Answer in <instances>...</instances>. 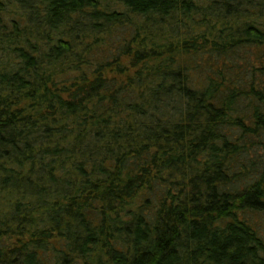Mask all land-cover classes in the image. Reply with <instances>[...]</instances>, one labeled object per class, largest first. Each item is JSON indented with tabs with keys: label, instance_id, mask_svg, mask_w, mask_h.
<instances>
[{
	"label": "trees",
	"instance_id": "obj_1",
	"mask_svg": "<svg viewBox=\"0 0 264 264\" xmlns=\"http://www.w3.org/2000/svg\"><path fill=\"white\" fill-rule=\"evenodd\" d=\"M0 264H264V0H0Z\"/></svg>",
	"mask_w": 264,
	"mask_h": 264
}]
</instances>
